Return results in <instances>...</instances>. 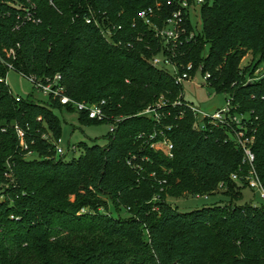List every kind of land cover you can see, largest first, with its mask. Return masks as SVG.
<instances>
[{
	"label": "trees",
	"instance_id": "trees-1",
	"mask_svg": "<svg viewBox=\"0 0 264 264\" xmlns=\"http://www.w3.org/2000/svg\"><path fill=\"white\" fill-rule=\"evenodd\" d=\"M168 1L0 0V80L6 64L39 79L59 75L72 100L106 101L107 113L126 117L105 147L79 143L78 157L57 159L44 138H61L53 109L76 110L50 98L17 102L0 81V264H264V206L180 212L168 202L247 188L231 178L243 168L242 151L221 129H193L183 85L149 61L161 44L137 15L160 3L165 19ZM201 23L176 61L192 64L193 76L201 68L210 88L251 113L264 185V77L248 82L264 62V0H207ZM161 98L163 125L137 116ZM179 99L183 106H173ZM77 114L81 124L100 123ZM163 126H172L173 159L138 139Z\"/></svg>",
	"mask_w": 264,
	"mask_h": 264
},
{
	"label": "built area",
	"instance_id": "built-area-1",
	"mask_svg": "<svg viewBox=\"0 0 264 264\" xmlns=\"http://www.w3.org/2000/svg\"><path fill=\"white\" fill-rule=\"evenodd\" d=\"M206 1L207 0H169L167 5L173 7V11L165 19H162L159 15V12L162 9L160 3H158L156 7L149 6L138 12L137 19L144 26L151 29L154 39L161 44L159 52L149 60L150 63L154 67L168 71L177 84L183 85L185 81L194 79L198 72L201 73V68H199L193 76V65L189 64L183 66L182 64L177 63L176 57L179 55L182 46L188 44L199 35L201 8ZM25 19L32 20L31 14L28 13ZM92 20L97 25L103 26L102 23L95 18H87L86 22L91 23ZM193 20H195V22ZM32 21L39 22V20ZM159 22L161 24H159ZM103 33L110 39V30H103ZM13 54L14 52L11 51L8 53V57ZM2 63H4V61H2ZM6 66L9 71H15L12 64H6ZM20 74L29 79L31 83H33L35 89L39 90L44 97L58 100L62 105L73 107L77 113L84 115L89 120L109 123L110 133L112 134L115 133L117 125L126 118L123 116L114 117L112 114L107 113L106 101L91 104L88 102H77L72 100L69 96L64 94V88L59 84V81L61 80L59 75L54 78L39 79L35 76H25L22 73ZM254 75H256V78H248V82L257 81L264 77V62L255 70ZM209 77V74L203 75L206 84ZM0 81L7 83L6 79H1ZM15 100L19 102L21 97H15ZM183 104L184 102L179 99L172 105L183 106ZM185 105L193 114V129L197 131H205L207 130L208 125L221 129L227 134L226 140L232 142L242 151L243 168H241L240 173L233 174L231 178L239 186H246L255 195H258L264 205V185L255 166L256 156L253 148L256 141V128L253 127L251 113L239 112L237 109L238 107L234 104V99L231 96L227 99L226 104L223 107L218 108L213 114L198 109L190 102L185 103ZM164 106H167V102L161 98L158 102L149 105L143 111L139 112L137 116L148 117L154 121L156 125H163V119L166 115L161 110ZM171 128L172 126H163V128L155 129L150 134L141 133L138 136V139H143L150 149L162 152L167 158L173 159L175 147L168 134ZM18 135L21 139V146L24 149H27L24 142V133L18 129ZM44 138L54 146L56 157L72 155V153L76 151L75 146H72L68 151H65L62 147L61 138L51 139L46 135ZM129 165H132L131 160L129 161ZM6 176L11 177V172L6 173ZM152 176H155V173H153ZM163 183H165V181ZM195 197L207 198L208 195H197ZM1 200L2 197H0V201Z\"/></svg>",
	"mask_w": 264,
	"mask_h": 264
},
{
	"label": "rangeland",
	"instance_id": "rangeland-1",
	"mask_svg": "<svg viewBox=\"0 0 264 264\" xmlns=\"http://www.w3.org/2000/svg\"><path fill=\"white\" fill-rule=\"evenodd\" d=\"M193 21L195 22V20ZM199 30H203L201 21H199ZM252 57L253 53H249L243 60L242 67L248 66L251 63ZM250 78L255 79L256 75ZM6 82L15 97H22L24 99L31 97L41 103L48 104V98L44 97L39 90L35 89L29 79L23 77L17 71H10ZM183 94L187 102L209 114H213L218 108L223 107L227 99H229L228 94L217 93L214 89L207 86L200 72L197 73L194 79L183 83ZM53 113L60 121L62 147L65 151H68L69 148L79 143H85L89 146L96 144L101 147H105L108 144L109 123L81 124L78 114L73 110L53 109ZM46 136L53 139L49 134H46ZM79 155L80 152L78 150L75 151V156L78 157ZM59 158L57 156V159ZM168 202L180 212H190L214 205L224 206L230 202L236 206H264L260 197L255 195L249 188L238 189L231 195H227L220 190L215 194L208 195L207 198L185 195L180 199L168 198ZM111 211L113 212L112 206ZM121 216L123 218L129 217L128 213L124 210L121 211Z\"/></svg>",
	"mask_w": 264,
	"mask_h": 264
},
{
	"label": "water",
	"instance_id": "water-1",
	"mask_svg": "<svg viewBox=\"0 0 264 264\" xmlns=\"http://www.w3.org/2000/svg\"><path fill=\"white\" fill-rule=\"evenodd\" d=\"M72 155H69V157H71Z\"/></svg>",
	"mask_w": 264,
	"mask_h": 264
}]
</instances>
